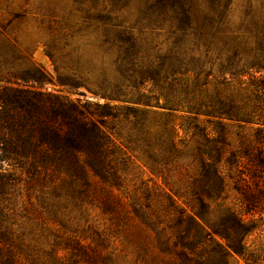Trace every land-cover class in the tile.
Segmentation results:
<instances>
[{
  "label": "trees",
  "instance_id": "obj_1",
  "mask_svg": "<svg viewBox=\"0 0 264 264\" xmlns=\"http://www.w3.org/2000/svg\"><path fill=\"white\" fill-rule=\"evenodd\" d=\"M232 4L144 0L135 23L100 10L101 55L73 51L60 81L103 101L4 81L0 264H118V235L142 264L259 263L247 240L264 222V1L246 0L238 23ZM123 149L164 187L126 193ZM86 206L104 230L75 224Z\"/></svg>",
  "mask_w": 264,
  "mask_h": 264
},
{
  "label": "rangeland",
  "instance_id": "obj_2",
  "mask_svg": "<svg viewBox=\"0 0 264 264\" xmlns=\"http://www.w3.org/2000/svg\"><path fill=\"white\" fill-rule=\"evenodd\" d=\"M143 1L121 0L113 5L112 0H0V87L5 85L6 79H10L14 87L42 89L71 99L78 98L82 92L87 99H100L85 86L72 90L61 83V78L69 76L75 69L76 63L71 54L76 51L85 60L101 55L103 28L97 21L99 11L105 8L111 10L114 6L118 14L135 23ZM254 1L260 9L264 0ZM245 3L246 0H233L230 14L233 22H239ZM49 50L57 59L58 70ZM110 69L115 70L114 67ZM260 75H264V70ZM121 128L127 132L128 124L122 123ZM115 140L119 145L121 141ZM122 151L130 156L121 171L126 193L139 194V188L144 183L151 189L164 187L162 181L150 172L140 154H132L126 149ZM233 201L231 198L230 202ZM178 203L184 207L181 201ZM85 210L84 218L78 217L75 224L84 226L88 223L104 230L108 221L100 210L92 206H86ZM247 244L260 258L256 264H264V222L259 223L258 230L248 238ZM110 250L119 255L118 264H142L137 261L123 235L110 238ZM237 264L248 263L237 258Z\"/></svg>",
  "mask_w": 264,
  "mask_h": 264
}]
</instances>
